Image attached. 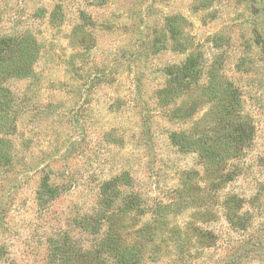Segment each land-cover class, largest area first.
<instances>
[{"label":"rangeland","instance_id":"1","mask_svg":"<svg viewBox=\"0 0 264 264\" xmlns=\"http://www.w3.org/2000/svg\"><path fill=\"white\" fill-rule=\"evenodd\" d=\"M3 38L17 77L3 82L0 264H82L100 234L82 220L123 173L111 210L139 264H264V0H0ZM174 133L230 135L233 177Z\"/></svg>","mask_w":264,"mask_h":264},{"label":"trees","instance_id":"2","mask_svg":"<svg viewBox=\"0 0 264 264\" xmlns=\"http://www.w3.org/2000/svg\"><path fill=\"white\" fill-rule=\"evenodd\" d=\"M168 27L173 34V36L178 37L181 33L179 26L176 23L175 18H171L168 21ZM16 47L14 44H11V39H1L0 40V135L7 134L9 123L3 122V116L7 114V111L10 108V101L4 99L5 93L7 92V88L4 86L3 82L8 77H17L16 71L13 69L14 66V54L16 51ZM199 59L194 58L192 55L189 56L186 63L178 68L180 73V78L183 81H187L188 85H191V81L197 77L200 69L196 68L199 65ZM15 71V72H14ZM18 71V70H17ZM184 95L186 97H190L189 93L191 90H184ZM226 134V133H224ZM236 134L239 138H247L249 133L247 131L241 132L240 130L236 131ZM173 141L175 144L180 145L185 141V145L189 147H194V149H200L199 154L206 160L207 165L213 172V174L220 175V173H224L221 175H225L224 178H232V173L234 170L231 169L233 166V162H235L238 154L244 150V147L228 144L229 140L232 139L230 135L227 140H216L214 144H208L207 146L204 144H200L197 140H190L185 138V133L181 134H172ZM234 135V134H233ZM185 139H184V138ZM224 137V135H223ZM234 137V136H233ZM1 140V138H0ZM199 143V144H198ZM184 144V143H183ZM182 145V144H181ZM200 151H202L200 153ZM5 154H0V159H4ZM227 171V172H226ZM223 181V180H222ZM124 183L126 186H132V180L124 173L114 178L113 180L104 182L101 187V194L107 196L106 201V209L100 210L96 214V217L93 220L86 219L83 221V227L92 232H98L99 235H95L98 237L97 246L87 248L84 251V258L82 264H139L141 257L139 251L141 250V243H130L129 240V232H126L123 227L119 226L118 219L115 217L114 210L112 209V201L117 197V190H113L111 187L115 184ZM216 183V182H215ZM217 185V184H214ZM57 188L51 189L49 192L50 198L55 197V193ZM144 203V199L140 194H135L132 196L124 205V212H130L132 210H136L139 212ZM108 209V210H107ZM231 212V211H229ZM228 219L230 222H234L236 219V215L232 213H228ZM106 226L105 230L102 231V228ZM83 253V252H82Z\"/></svg>","mask_w":264,"mask_h":264}]
</instances>
